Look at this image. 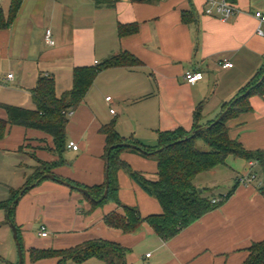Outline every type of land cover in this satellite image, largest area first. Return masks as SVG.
I'll list each match as a JSON object with an SVG mask.
<instances>
[{
  "label": "crops",
  "instance_id": "crops-1",
  "mask_svg": "<svg viewBox=\"0 0 264 264\" xmlns=\"http://www.w3.org/2000/svg\"><path fill=\"white\" fill-rule=\"evenodd\" d=\"M97 1L24 0L14 24L0 30V120H8L1 105L36 110L33 93L41 78L53 79L60 97L73 89L76 68L96 67L122 53L141 62L139 67L98 74L69 118L62 155L45 150L54 144L44 132L11 126L0 140V201L25 187L38 161L59 163L51 175L61 181L86 190L102 187L108 170L106 137L100 132L104 126L114 125L126 143L155 147L159 133L192 131L200 107L199 126L216 120L264 65V35L257 34L254 16L264 13V0H227L238 10L227 22L205 15L213 0ZM11 2L0 0L6 16ZM120 26H134L137 32L120 37ZM47 30L55 46L46 43ZM187 72H202L205 78L190 85ZM250 106V112L228 122L229 135L249 152H264V96H252ZM71 142L78 151L68 148ZM119 157L132 170L157 179V162L130 152ZM225 174L233 185L211 200H221L239 177L253 174L256 179L240 184L221 207L170 241L161 240L147 225L134 234L109 228L105 216L124 215L115 202L93 207L87 196L57 180L39 181L15 208L23 264H60L65 252L96 241L126 249L127 264H244L250 247L264 241V173L256 161L230 156L225 166L199 175L194 185L207 189V181ZM117 197L126 206L138 207L143 218L163 213L159 202L123 170ZM7 218L0 210V264H19ZM42 227L48 237L40 236ZM43 252L51 255L41 257ZM64 264L103 263L92 258L82 263L67 259Z\"/></svg>",
  "mask_w": 264,
  "mask_h": 264
},
{
  "label": "trees",
  "instance_id": "trees-1",
  "mask_svg": "<svg viewBox=\"0 0 264 264\" xmlns=\"http://www.w3.org/2000/svg\"><path fill=\"white\" fill-rule=\"evenodd\" d=\"M102 1L107 2L106 0L97 2ZM23 2L24 0H12L8 16L0 8V30L9 29L14 24ZM135 32H137V28L134 26H120L118 30L120 37ZM139 66H141V62L138 59L128 53H122L96 67L76 68L73 74V89L60 97L56 93L54 80L41 78L33 93L36 110L1 105L8 115V120H0V140L6 136L11 126L39 130L53 138L54 148L45 150L62 155L67 150V127L69 124V118L64 115V112L76 111L79 108L101 71L114 67L133 68ZM256 95L264 96V65L256 76L238 92L236 97L223 107L221 114L225 111L227 113L217 124H214L216 121L214 120L206 126H199L200 107L195 112V124L192 131L188 132L179 128L159 133L158 145L155 147L132 142L129 144L134 145L135 148H118L112 151L110 149L113 146L126 142L119 136L114 125L104 126L100 132L106 137L105 158L108 163L109 192L105 197L106 180L102 187L88 190L90 196L87 198L93 207L113 201L124 213V215H120L114 212L105 216V225L120 230L124 234H134L147 225L161 240L170 241L208 213L221 207L241 184L238 180L231 191L221 197L218 204H213L206 193L207 191L194 185V181L199 175L225 166L226 160L230 156L246 161H256L264 173V152L245 150L240 142L230 138L227 126L231 120L251 111L250 98ZM198 130L200 132L194 134ZM200 143L207 149H202L199 146ZM121 152L138 154L157 162V179L150 180L146 175L132 170L127 163L120 160ZM38 163L25 187L21 191L13 193L10 199L0 201V210L7 212V223L10 225H15L14 214L18 203L15 201L19 199L21 192L24 191L25 194L39 181L44 180V177L52 174V169L59 164H48L42 161H38ZM122 170L149 196L159 202L163 210L161 215L143 218L138 207H129L119 201L117 197L118 173ZM54 177L55 180L60 179ZM260 192L264 196V186L260 188ZM127 252L126 249L118 245L96 241L76 250L65 252V258L60 264H64L67 259L82 263L92 258L98 259L103 264H127ZM249 252L250 255L244 264H264V241L254 243ZM50 255L51 253L43 252L41 257Z\"/></svg>",
  "mask_w": 264,
  "mask_h": 264
},
{
  "label": "built area",
  "instance_id": "built-area-1",
  "mask_svg": "<svg viewBox=\"0 0 264 264\" xmlns=\"http://www.w3.org/2000/svg\"><path fill=\"white\" fill-rule=\"evenodd\" d=\"M205 15L207 16H217L220 20L227 22L229 19L234 17L238 10L236 8V5L233 3H230L227 0H213L209 2V7L204 11ZM255 18L258 21V28H257V34L258 35H264L263 27H264V13L257 11L255 13ZM45 41L49 46H55V41L52 36V32L50 30H47L45 35ZM98 64V62H96ZM219 66L224 69L233 68V64L231 63H219ZM205 75L202 72H187L185 74V80L190 85H195L196 83L204 80ZM7 79L11 80L13 79V75H8ZM107 101H111L112 98L108 97L106 98ZM75 111H68L64 112V115L67 118H71L74 115ZM112 114H115V110H111ZM68 148L72 149L73 151H78L79 147L74 142L69 143ZM258 163V162H257ZM256 179V176L253 174H247L242 176L239 180L241 184H249L252 183ZM220 202V199H213V204H218ZM49 233L47 231L46 227H42L40 231V236L42 237H48Z\"/></svg>",
  "mask_w": 264,
  "mask_h": 264
},
{
  "label": "water",
  "instance_id": "water-1",
  "mask_svg": "<svg viewBox=\"0 0 264 264\" xmlns=\"http://www.w3.org/2000/svg\"><path fill=\"white\" fill-rule=\"evenodd\" d=\"M227 111H225L224 113H222L218 119H216L215 123L214 124H217L218 122H220L224 116L226 115ZM213 124V125H214ZM200 132V130L198 131H195L194 134ZM118 148H135L134 145L132 144H129V143H124V144H119V145H116V146H113L110 151L114 150V149H118ZM44 179H53L55 180V177L51 174H48L44 177ZM59 182H61L62 184H64L65 186L73 189V190H76L78 191L79 193L85 195V196H90L89 195V192L88 190L84 189V188H80V187H76V186H73L71 185L70 183H67V182H64V181H61V180H57ZM109 187H110V182H109V178H108V175H107V183H106V190H105V197H107L108 195V192H109ZM24 195V191L21 192V195L19 197V199H17L15 202H18L20 200V198ZM12 227V230H13V233H14V238L16 240V245L18 247V252H19V264H23V250H22V246H21V243H20V240H19V234H18V229L15 225H11Z\"/></svg>",
  "mask_w": 264,
  "mask_h": 264
},
{
  "label": "rangeland",
  "instance_id": "rangeland-1",
  "mask_svg": "<svg viewBox=\"0 0 264 264\" xmlns=\"http://www.w3.org/2000/svg\"><path fill=\"white\" fill-rule=\"evenodd\" d=\"M199 146L206 150L207 148L205 147V145H203L202 143L199 144ZM148 179L150 180H155L153 178H151L150 176L147 177ZM241 177H239L240 179ZM234 183V180L232 181H229V177L228 175H224L223 177L215 180V179H212L210 181H207L204 185H206L205 187L207 189H205L207 192V195L209 197L215 195V196H219V194H222L226 191V189L228 188L227 185H233ZM204 188V187H203ZM14 235V233H13ZM16 241V240H15ZM16 243V242H15ZM17 247V246H16ZM17 250H18V247H17Z\"/></svg>",
  "mask_w": 264,
  "mask_h": 264
}]
</instances>
